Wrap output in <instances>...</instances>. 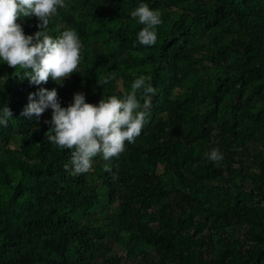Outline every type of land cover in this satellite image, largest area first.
Here are the masks:
<instances>
[{
	"label": "trees",
	"instance_id": "trees-1",
	"mask_svg": "<svg viewBox=\"0 0 264 264\" xmlns=\"http://www.w3.org/2000/svg\"><path fill=\"white\" fill-rule=\"evenodd\" d=\"M140 4L161 13L154 46L136 42ZM17 23L39 30L35 16ZM68 29L82 49L64 91L0 61V109L13 112L0 125V264H264V0H64L48 31ZM140 75L156 89L148 122L88 173L71 175V150L45 135L51 108L21 116L40 87L62 107L76 92L98 104Z\"/></svg>",
	"mask_w": 264,
	"mask_h": 264
},
{
	"label": "clouds",
	"instance_id": "clouds-1",
	"mask_svg": "<svg viewBox=\"0 0 264 264\" xmlns=\"http://www.w3.org/2000/svg\"><path fill=\"white\" fill-rule=\"evenodd\" d=\"M63 6L64 0H0V61L24 70L19 76L21 80L28 78L31 84L41 85L51 77L62 85L77 72L82 43L75 30H64L55 38L48 31L51 18L58 7ZM31 16L37 18L39 30L26 35L17 19ZM131 16L143 25L136 42L144 46L156 45V29L162 24L160 11L140 4ZM108 82V78H98L97 85L103 87ZM155 91L151 77L140 75L132 82L131 91L124 93L122 98L104 95L98 104H93L86 102L85 93L76 92L73 102L62 107L56 88L40 87L29 94V102L21 116L39 118L46 109H52L51 120L45 121L50 124L45 135L50 143L71 150L70 174L76 176L88 173L93 167V157L98 154L109 160L124 151L125 141L135 142L148 122L150 96ZM138 93L144 97L143 105L138 101ZM12 119L13 112L8 105L0 109V125L6 127ZM206 155L217 164L223 159L218 148ZM64 167L69 170V164ZM104 170L112 171L108 165Z\"/></svg>",
	"mask_w": 264,
	"mask_h": 264
},
{
	"label": "rangeland",
	"instance_id": "rangeland-1",
	"mask_svg": "<svg viewBox=\"0 0 264 264\" xmlns=\"http://www.w3.org/2000/svg\"><path fill=\"white\" fill-rule=\"evenodd\" d=\"M72 80V76H70L69 78H66L64 81H63V89L62 91L65 90V87L67 88L69 86V81ZM118 252V249L114 250V253H117Z\"/></svg>",
	"mask_w": 264,
	"mask_h": 264
}]
</instances>
